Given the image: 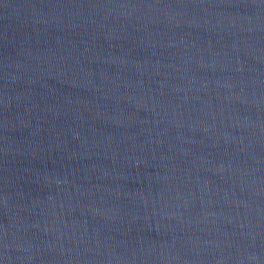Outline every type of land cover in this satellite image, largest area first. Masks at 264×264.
I'll list each match as a JSON object with an SVG mask.
<instances>
[{"label":"water","instance_id":"95a60500","mask_svg":"<svg viewBox=\"0 0 264 264\" xmlns=\"http://www.w3.org/2000/svg\"><path fill=\"white\" fill-rule=\"evenodd\" d=\"M0 264H264V0H0Z\"/></svg>","mask_w":264,"mask_h":264}]
</instances>
